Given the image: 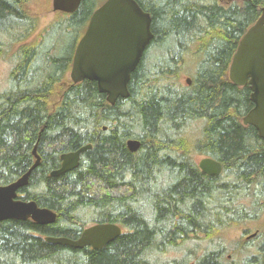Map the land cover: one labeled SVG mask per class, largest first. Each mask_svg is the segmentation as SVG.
Listing matches in <instances>:
<instances>
[{
  "label": "trees",
  "instance_id": "1",
  "mask_svg": "<svg viewBox=\"0 0 264 264\" xmlns=\"http://www.w3.org/2000/svg\"><path fill=\"white\" fill-rule=\"evenodd\" d=\"M134 1L150 15L153 37L128 99L111 106L95 83L66 78L92 0L39 32L27 14L31 0H0V57L11 53L0 91V186L29 170L37 144L39 165L17 199L56 215L51 225L1 222L0 264H161L170 252L222 264V233L254 217L241 204L264 195V142L242 124L253 107L250 90L232 84L228 69L264 0ZM190 67V85L183 84ZM131 140L140 143L135 153ZM87 145L76 169L50 176L61 155ZM197 157L218 162L221 174H203ZM95 224L117 225L122 234L99 250L45 242L76 240ZM247 238L237 244L255 253L240 264H264V235L254 246ZM202 243L208 248L199 256Z\"/></svg>",
  "mask_w": 264,
  "mask_h": 264
},
{
  "label": "water",
  "instance_id": "2",
  "mask_svg": "<svg viewBox=\"0 0 264 264\" xmlns=\"http://www.w3.org/2000/svg\"><path fill=\"white\" fill-rule=\"evenodd\" d=\"M83 1L51 0L52 11L71 15ZM151 24L150 15L134 0H106L94 10L76 44L69 71L70 81L73 84L85 80L95 83L98 93L105 95L111 106L118 99H128L131 75L153 37ZM228 78L235 86L249 87L253 107L242 119V124L252 127L264 142V7L259 19L240 40L229 65ZM185 82L190 85L189 79ZM36 145L32 151L35 161L29 170L19 180L0 186V223L30 220L42 226L51 225L56 220L55 213L39 208L34 202L17 199V193L28 185L31 172L39 165ZM126 145L131 153L140 147L135 140ZM89 149L91 146L87 145L76 152L61 155L59 169L50 176L58 177L76 169L81 155ZM198 169L207 176H218L222 172L221 165L209 158L201 159ZM121 234L117 225L95 224L86 228L76 240L47 237L45 242L73 249L89 247L99 250ZM252 237L254 235L249 238Z\"/></svg>",
  "mask_w": 264,
  "mask_h": 264
},
{
  "label": "rangeland",
  "instance_id": "3",
  "mask_svg": "<svg viewBox=\"0 0 264 264\" xmlns=\"http://www.w3.org/2000/svg\"><path fill=\"white\" fill-rule=\"evenodd\" d=\"M106 0H92V3L94 2V7H99L102 5ZM27 14L34 18L37 21V32L42 31L45 29L49 24H52L57 14L52 11L51 7V0H31L29 4L26 6ZM36 33H33L30 37V41L33 42V40L37 37ZM36 36V37H35ZM59 40V38H57ZM63 40V41H62ZM61 42L59 40V46L67 45L68 39H62ZM9 56H11V53L6 57V59L0 57V91H2L6 85H7V77L8 72L11 67V63L8 61ZM193 74V68H188L187 71H184L183 78L181 82L184 84V82L189 79ZM66 78L69 79V75H66ZM190 80V79H189ZM196 161H199V157L196 158ZM263 196V197H262ZM260 196V199L257 202H253L250 199L243 200L241 207H243L246 212L252 213L254 217L249 218V220L242 222L239 224V226L235 229L224 231L222 233L221 242L223 243L222 248L224 250V259L222 260V264H240V261L242 259H245L246 257L252 256L255 253V249L252 247H248L249 251L246 253H242V249L237 244L240 242L242 236L245 238L250 237L254 235V237L258 234L264 235V195ZM248 200V201H247ZM258 206V207H257ZM244 232H246L244 234ZM254 237L250 238L247 243H251L253 246L255 243ZM261 237V235H260ZM203 250V253L199 252V256L205 255L204 252L208 248V243H202L200 246ZM211 248V247H209ZM201 250V251H202ZM189 257L188 264H194L195 263V254H190L188 252L182 253V252H170L167 255L163 257V261L161 264H167L169 261H180L184 257ZM241 256V257H240ZM240 257V261H239Z\"/></svg>",
  "mask_w": 264,
  "mask_h": 264
},
{
  "label": "bare ground",
  "instance_id": "4",
  "mask_svg": "<svg viewBox=\"0 0 264 264\" xmlns=\"http://www.w3.org/2000/svg\"><path fill=\"white\" fill-rule=\"evenodd\" d=\"M152 55V54H151ZM178 92V91H177ZM220 181V180H219ZM260 193V192H259ZM263 197V196H262ZM218 241V240H217ZM258 245H260L259 243H258ZM214 248V247H213ZM215 253V252H214ZM162 261V260H161Z\"/></svg>",
  "mask_w": 264,
  "mask_h": 264
},
{
  "label": "flooded vegetation",
  "instance_id": "5",
  "mask_svg": "<svg viewBox=\"0 0 264 264\" xmlns=\"http://www.w3.org/2000/svg\"><path fill=\"white\" fill-rule=\"evenodd\" d=\"M219 176V175H218Z\"/></svg>",
  "mask_w": 264,
  "mask_h": 264
}]
</instances>
